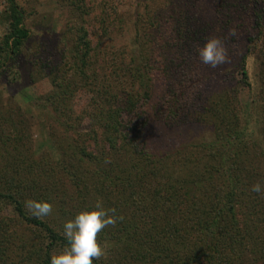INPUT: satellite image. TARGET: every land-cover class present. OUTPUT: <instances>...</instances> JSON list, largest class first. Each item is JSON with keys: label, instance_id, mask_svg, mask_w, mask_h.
Instances as JSON below:
<instances>
[{"label": "trees", "instance_id": "obj_1", "mask_svg": "<svg viewBox=\"0 0 264 264\" xmlns=\"http://www.w3.org/2000/svg\"><path fill=\"white\" fill-rule=\"evenodd\" d=\"M147 2L138 11L136 30L143 23L161 24L158 16L164 10L151 9ZM3 4L0 72L9 71L13 75L31 30L25 10L17 0H3ZM86 14L83 10L76 12L74 29L62 37L66 49L60 55L70 64L71 72L61 79L52 76L54 89L36 101L44 107L53 106L54 118L62 129L58 139L52 136L55 152L47 155L44 151L34 156L23 144L24 136L17 128L25 122L11 124L12 114L0 111V146L7 154L1 158L4 161L0 168V203L10 206L16 218L0 217V259H8L10 239L16 237L10 227L21 224L40 235L33 245L26 246L25 240L17 244L16 248L24 255L22 262L51 264V255L67 243L62 235L65 219L74 218L102 199L106 208H115L117 216L124 219L98 234V241L106 243L108 251L93 264H264V194L251 191L255 183L264 184L263 90H259L261 98L254 96L246 107H240L236 94L233 98L228 95L213 140L183 144L166 154H156L143 137L148 124L147 111L144 107L136 112L138 104L143 103L135 98V90L141 89L144 103H151L153 67L148 65L144 69L141 60L150 59L153 49L132 53L135 56L131 65L111 61L109 66L103 63L97 69L103 51L102 36L93 44ZM105 19L97 20L104 24ZM100 27L107 34L108 27ZM176 31L180 29L164 37L160 33L154 44L163 49L170 40L177 41V45L172 42L178 48L172 46L174 58L168 68L177 62L184 68H177L176 73L182 75L175 73V78L161 92L165 109L158 110L165 112V119L179 123L189 119L195 102L193 96L188 100L183 94L199 86L196 77L184 74L189 64L180 59L185 56L184 48L190 46L194 50V45L181 37L183 29L179 34ZM238 66L242 82L250 86L246 61L243 59ZM107 67L111 73L104 74ZM177 75L180 80L174 81ZM79 90L90 97L85 112L72 115L68 101ZM12 109L19 110V106ZM200 110L207 113L219 107L208 108L203 104ZM136 115L142 117L139 123H133ZM85 117L89 128L79 131ZM253 122L255 126L250 127ZM26 132L30 138L29 126ZM196 155L199 156L195 158ZM181 163L188 170L181 172ZM159 164L168 169L165 176L151 177L153 168ZM59 173L66 178L68 191L53 196V188L41 182L52 176L55 181ZM29 199L50 202L52 213L35 218L25 207Z\"/></svg>", "mask_w": 264, "mask_h": 264}, {"label": "rangeland", "instance_id": "obj_2", "mask_svg": "<svg viewBox=\"0 0 264 264\" xmlns=\"http://www.w3.org/2000/svg\"><path fill=\"white\" fill-rule=\"evenodd\" d=\"M147 1L17 0L27 15L26 23L31 30L30 38L17 60L16 73L12 75L9 71L2 74L0 72V111L12 114L11 124L18 123L19 120L25 122L18 125L17 128L24 136L23 144L34 156H39L44 151L47 155L53 154L55 150L52 136L54 139H58L62 134V129L54 118L53 106L44 107L36 101L54 89L51 83L52 76L61 79L71 72L70 64L65 63L66 60L60 55L63 49H66L62 37L74 29L76 12L79 10L87 13L88 31L93 44H96L97 40L100 39V34L102 36L100 40L103 51L97 60V69H100L103 63L109 66L111 61L122 66L131 65V60L135 56L132 57V53L137 54L139 50L143 51L144 49L148 52V50L153 49V55L150 59L148 57L141 60L144 69L148 65L153 67L151 103H144L146 99L140 93L142 92L141 89L135 90V94H137L135 98H138L136 101L143 103L142 106L138 104L136 112L138 113L144 107L147 111L148 124L146 134L143 137L148 148L156 154H166V152L183 144H200L213 140L217 133L215 127L221 123L218 116L224 114L221 109L223 106L227 107L228 95L233 98L236 94L235 96L240 99V107L250 104L252 98H261L260 91L263 90L262 92H264V0ZM145 2L149 4L151 9L164 10L158 16L161 24L155 26L156 22L154 21L153 26H146L143 23L140 24L142 28L136 30L135 20L138 11L142 10ZM74 4H79V7ZM3 5V0H0V8ZM102 17L106 18L104 24L100 23ZM97 19L100 21L98 22ZM101 25L108 27L107 34L102 33ZM176 28L180 31L183 29L184 35L181 37L194 45V50H191L193 47L186 46L188 51L185 47V56L180 59H184L186 65L189 64L188 67L185 66L187 69H185L184 74L188 72L196 77L198 81L196 86H199L198 88H190V91L183 94L184 98H188V100H191L193 96L195 102L190 109L192 114L189 119L179 123L170 121L168 118L165 119V112L163 114L158 110L165 109L163 108L165 105H162L160 100L163 98L161 92L167 88L168 81L175 78L177 68L178 70L184 68L183 65H179V62L176 63L177 65L175 64L177 67L173 65L172 68H168L173 62L171 58H174L172 52L175 48L172 46L178 48L176 46L177 41L170 40L171 42L163 49H157L154 44L155 37L159 39L160 33L164 37L169 32H174ZM232 28L237 30L235 37L230 35ZM180 31H176V33L179 34ZM204 31L206 33L202 34ZM1 33L2 26L0 27ZM211 36L222 38L229 53L228 62L218 68H212L201 63L196 52V49ZM172 42H175L176 45ZM113 52H115L114 56H112ZM139 56L136 55V58ZM243 59L246 61L250 86L241 80L238 63ZM135 63L139 64L138 62ZM107 72L111 73L108 67L104 74ZM176 74L182 75V73ZM14 75L17 76L15 79ZM178 75L174 81L180 80ZM89 97L90 95L83 90L76 91L68 101L71 114L82 115L87 107ZM200 104H205L208 108L216 106L219 107V110H209L205 113L200 110L202 107ZM260 104L262 103L259 101ZM236 105L239 106V103ZM18 106L19 110L12 109ZM249 107L251 106L249 105ZM132 120L133 123H139L142 121V117L136 115ZM89 125L88 119L85 117L78 130H88ZM20 126L24 127L21 128ZM28 126L31 131L30 138L26 132ZM253 126H255L254 122L250 127ZM5 155L7 154L4 148L0 146V168L4 161L1 158ZM198 156L196 155L195 158ZM165 163L166 161L162 166ZM176 163L174 168L178 166ZM181 165L184 166H181V172L188 170L186 165L182 163ZM153 170L150 173L151 177L156 178L165 176L168 169L159 164ZM52 178L53 176L51 179L42 180L41 184L50 185L53 188L50 187L53 196L68 191L67 180L61 173L56 176V183ZM0 217L16 219L12 208L1 203ZM9 231L15 232L16 237L10 239L12 245L9 251L10 256L5 261L0 259V264H28L26 261L22 262L24 255L16 246L21 244L22 240L27 242L26 246L37 243L39 233L21 224L11 226Z\"/></svg>", "mask_w": 264, "mask_h": 264}, {"label": "clouds", "instance_id": "obj_3", "mask_svg": "<svg viewBox=\"0 0 264 264\" xmlns=\"http://www.w3.org/2000/svg\"><path fill=\"white\" fill-rule=\"evenodd\" d=\"M230 35L235 37L237 30L230 29ZM199 60L204 65L218 68L228 62L229 53L222 38L211 36L196 49ZM251 191L264 194V184L257 182L251 186ZM26 209L37 219L50 215L53 205L43 199L25 201ZM115 208H106L102 199H97L93 205L78 212L74 218L63 224L65 247L51 255V264H93L108 251L106 243L98 241L97 236L105 228L116 226L123 221V216H117Z\"/></svg>", "mask_w": 264, "mask_h": 264}]
</instances>
